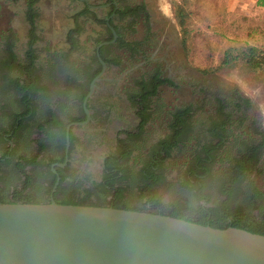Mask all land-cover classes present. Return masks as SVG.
Here are the masks:
<instances>
[{"label":"rangeland","instance_id":"374dc122","mask_svg":"<svg viewBox=\"0 0 264 264\" xmlns=\"http://www.w3.org/2000/svg\"><path fill=\"white\" fill-rule=\"evenodd\" d=\"M130 1H144L154 17L157 32L154 46L149 49L152 62L144 65L135 57L126 58L122 65L107 64L102 85L95 82V87H104L109 93L101 98L103 104L97 112L105 114L102 122H114L111 133L121 126L125 132L118 139L111 137L100 142L98 136L88 141L76 138L68 177L59 198H86L103 205L117 200L129 208L151 207L198 214L205 200L200 199L198 187L188 181L187 158L195 143L217 141L208 130L217 117L219 103L215 95L233 99L231 93L236 92L248 97L251 102L248 118L241 128L236 121L231 129L236 135L242 130L251 133L257 139L253 141L255 144L261 139L254 133L252 124L258 121L264 126V65L249 64L245 50L230 63L223 60L231 48L249 45L263 48L264 42L248 37L241 22L240 30L234 32L242 38L236 39L231 33L229 25L237 28L239 22L238 10L245 12L244 0ZM81 6L74 0H0V160L8 153L7 137L13 133L18 119L31 113L18 128L17 135L11 137L16 149L2 165L0 174V193L4 196L16 192L34 200L49 198L54 177L48 169L61 156L56 147L63 140V122L82 111L84 86L93 72L91 64L97 38H102L100 33H106L102 25L91 21L77 35L79 45L71 51L67 33L74 26L73 9ZM106 13L107 9L97 10L99 17ZM243 18L248 23L246 14ZM128 37L136 39L141 33ZM119 52L113 47L107 55ZM260 59L263 60L262 56ZM157 63L164 75L172 77L179 87L175 89L164 83L159 91L135 101L140 86L145 82L150 84ZM200 85L206 88V106L190 111V116L185 118L188 135L193 140L187 148H170L167 155L163 152L162 161L148 174L161 176L154 182L146 176L145 168L150 160H156L159 144L172 135L175 114L191 103L200 102L202 94L197 91ZM237 117L234 114L233 118L237 120ZM127 150L129 153L123 157ZM93 151L99 159L110 156L109 172L99 174L97 181L94 178L100 173V163L93 158ZM117 171L119 174H114ZM107 177L113 181V187L105 189L99 184ZM249 178L253 187L264 185V176L252 174ZM220 195L216 191L208 205L217 204Z\"/></svg>","mask_w":264,"mask_h":264},{"label":"water","instance_id":"95a60500","mask_svg":"<svg viewBox=\"0 0 264 264\" xmlns=\"http://www.w3.org/2000/svg\"><path fill=\"white\" fill-rule=\"evenodd\" d=\"M0 264H264V234L112 205L0 201Z\"/></svg>","mask_w":264,"mask_h":264},{"label":"trees","instance_id":"16d2710c","mask_svg":"<svg viewBox=\"0 0 264 264\" xmlns=\"http://www.w3.org/2000/svg\"><path fill=\"white\" fill-rule=\"evenodd\" d=\"M74 1L81 3L82 6L80 8H75V10L73 9L71 15L74 20V26L69 29L67 33V40L71 44V51L76 49L79 45L77 35H79L91 21L102 25V27L106 29V33H100L99 35L100 37L102 36V38H97L96 50L91 64V68H93L94 71L91 73L87 85L84 86V98L89 90L91 80L102 68V62L100 61L98 54H100L105 62H114L116 64L121 62L122 55L119 54L114 58H109L105 55L106 50L115 44L105 43V41L113 38V31L111 29V25L113 26L112 18L110 19L109 24L107 19L114 11L115 4L111 3L107 7L102 6L105 4L104 2L96 3L90 0ZM98 9H107L106 15L99 17L97 15ZM106 34H109L110 36L105 37ZM119 41L120 39L116 40V44L119 43ZM117 45L120 47V43ZM243 50H245L244 54L246 55L249 64L254 67H259L261 64L264 65V47L262 48L257 45H249L246 48L241 46L229 49L226 52L223 63L227 64L238 59ZM260 56H262L263 60L260 59ZM151 79L150 84H146L145 82L144 85L140 86L139 91L133 98L135 101L139 100L138 98L143 100L147 95L155 93L157 91V86L166 81L160 77L159 72H157L155 76H152ZM168 81L170 82V80ZM149 86H151V88ZM231 94L233 97L234 94L239 93L232 92ZM239 97L246 103V107H251V102L248 97L240 94ZM225 99V101L221 98L216 99L219 103L217 117L213 118L212 123H210L211 126L208 128L209 132L214 135V138H216L217 141H211L202 145L200 143H195L192 145V149L187 158L188 181L198 187L199 197L200 199L203 198L205 200V204H200V212L198 214L188 213L184 210L178 212L165 209H162L159 212L185 218L201 224H210L214 227L227 228L229 226H235L255 233L264 234V185L253 187L251 183L253 177L252 179L249 178L252 174L255 176H264V160H261L263 153L262 149L264 148V126L259 124L258 121H254V123L257 122L258 125L252 124L255 125L253 130L254 133L261 137L260 141L256 144L253 141H256L257 139H254L253 135L247 133L246 130H242V132L237 135L234 134L231 128L234 126L236 119L233 118V112L226 110L227 107H230V104L234 99L232 100V98L229 99L226 97ZM206 103L207 102L205 101L203 108L206 106ZM190 105L192 106V103ZM191 106L187 107L184 111L179 110V112L175 114L174 120L172 121V135L166 141L159 144L160 149L154 156L156 160H150L147 164L145 168L147 169L145 172L147 177H151L148 174L153 173L159 160L162 161L164 151L166 152L165 155H167L170 148L180 146L187 148L193 140V137L188 135L190 130L185 125V118L190 116L189 114L192 110ZM237 118L240 123L238 128H241L245 119L242 116ZM52 122L56 121L54 120ZM238 130L240 131V129ZM245 136H247V138H245ZM230 143H233V145ZM64 146L65 145L62 147ZM128 153V150L124 151L122 156L124 157ZM222 167L224 169H222ZM118 172L119 171L113 173L119 174ZM160 177L161 176L153 175L151 178L154 182H158ZM105 179L106 180L99 185L105 189L112 188L113 181L108 177ZM53 182H55V177L53 178ZM53 184L54 183H52V186ZM216 191L221 194L215 202L217 204L209 206L208 204L213 201V196ZM22 201L45 202L42 200L36 201L30 197H25ZM58 201L64 203L103 205L98 201H91L86 198H70ZM113 206L129 208L128 206L119 203L117 200L113 201ZM129 209L148 211L146 210L147 208ZM150 212L158 211L154 209Z\"/></svg>","mask_w":264,"mask_h":264},{"label":"flooded vegetation","instance_id":"af4514ba","mask_svg":"<svg viewBox=\"0 0 264 264\" xmlns=\"http://www.w3.org/2000/svg\"><path fill=\"white\" fill-rule=\"evenodd\" d=\"M107 2V3H106ZM104 3L102 6H109L111 3L115 4L114 11L111 13V16H108V24L110 22V19L112 18V24L111 29L113 31V38L111 40L105 41V43H115L112 46H110L106 52L105 55L109 58H114L117 55L121 56V62L117 65H122L126 62V58L133 59L138 58L143 62V64H148L149 62H152L151 55L149 53V49L154 46V41L156 39V29L154 26V17L152 16V13L148 9L146 3L144 1L140 2H132L130 0H104ZM118 22H117V21ZM116 29H115V27ZM115 32L117 36H115ZM135 32L141 33V37L139 38H132L130 39L128 36H133ZM110 35H106L105 37H109ZM120 39V47H118L119 43L116 44V40ZM113 47L118 48V50H121V52L113 55H107V52H109ZM134 48V49H131ZM106 67L102 64L101 70L95 75V77L91 80L89 85V90L87 94L83 98L82 103V111L79 115L73 116L69 121L63 122V140L60 143L59 146H57V150L59 153H61V156L56 157L48 169V172L51 176L55 177V182H53L52 189L50 191L49 198L42 201H50L52 198H54L56 201L62 200L59 198L60 191L63 187V183L66 181V178L68 177L67 172L71 166V160H72V150L74 141L76 138L79 139H85V140H92L95 136H98L100 141H108L111 137L114 139L121 136L124 130V126L118 127L115 129L113 133H111V129L114 127V122H102L101 119L103 115L98 111V108H101L103 102L102 97L105 95H108V90L104 87H95V82H99L101 85L103 81L105 80V71L107 69V62ZM155 73L152 76H155L157 72L160 73V77L163 78V83L159 84L157 86V91H159V87L162 86L164 83L171 84L172 88L177 89L179 87V84L170 76L164 75V70L160 66V63H157L154 68ZM92 71H94L92 69ZM93 73V72H92ZM170 80V82L168 80ZM152 80V79H151ZM94 83V86L92 84ZM196 91V90H195ZM199 94H202L200 102L197 103V105L191 106V111H197L199 109L203 108L204 102L208 99V95L206 94V88L203 85L199 86V90H197ZM206 94V95H205ZM221 98L222 100H226L223 96L215 95V99ZM234 99V100H233ZM233 101L230 104L231 112H233L236 116H242L244 119L248 118V110L250 107H246V103L243 102V100L239 97V94H234ZM229 103V102H228ZM233 114V116H234ZM31 115V113H28L27 115L21 116L18 119L16 128L12 131L13 133L9 134L7 139H9L10 144L8 148V153L6 156L0 160V174L2 173V165L6 163V161L9 160V158L13 155V152L16 149V143L14 142V139L11 137L16 136L18 133V128L23 125L24 120L28 118ZM238 121V118L237 120ZM255 125H258L256 122ZM99 133V134H98ZM69 134V145H67V137ZM112 138V139H113ZM65 145L64 147H62ZM62 147V148H61ZM51 150H55L52 148ZM94 156L97 160V162L100 163V169L98 170L100 173L96 174V177L94 178L95 181H97V176L99 174H104L109 172L107 170V162L110 158L108 155L107 157H103L104 159H99L100 157H97L96 151H93ZM92 153V155H93ZM261 160L264 159L261 157ZM58 163H65L64 165H58ZM56 170V172L54 171ZM107 170V171H106ZM96 173V172H95ZM55 175V176H54ZM25 197L20 196L18 194L13 193L11 196L7 197L0 193V201H22ZM39 201V200H36ZM59 202V201H58ZM108 205L113 206V202L109 203ZM146 210L152 211L151 207H148ZM162 209H157V211H161Z\"/></svg>","mask_w":264,"mask_h":264},{"label":"crops","instance_id":"0c3cea01","mask_svg":"<svg viewBox=\"0 0 264 264\" xmlns=\"http://www.w3.org/2000/svg\"><path fill=\"white\" fill-rule=\"evenodd\" d=\"M244 2H245L244 5L245 12L243 10H238L240 11V13L238 12L236 17L238 18L239 21L237 23V28L235 26L233 27L232 24L229 25V27H231V29L233 30L231 31V33L232 34L234 33L236 39L242 38V36L238 37L237 33L234 32V30L238 29V24H240L241 22V24L245 26V30L247 32L246 35L248 37L254 38L256 40H260V42L263 43L264 42V0H244ZM245 14L248 17V23H245V19L243 18V15L245 17ZM231 22L233 23L234 20L231 19Z\"/></svg>","mask_w":264,"mask_h":264}]
</instances>
